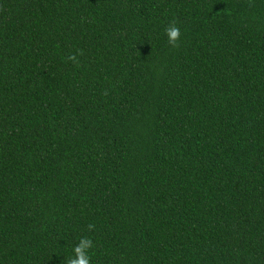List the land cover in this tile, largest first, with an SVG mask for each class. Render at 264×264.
<instances>
[{"label": "trees", "instance_id": "1", "mask_svg": "<svg viewBox=\"0 0 264 264\" xmlns=\"http://www.w3.org/2000/svg\"><path fill=\"white\" fill-rule=\"evenodd\" d=\"M81 237L264 264V0H0V264Z\"/></svg>", "mask_w": 264, "mask_h": 264}, {"label": "clouds", "instance_id": "2", "mask_svg": "<svg viewBox=\"0 0 264 264\" xmlns=\"http://www.w3.org/2000/svg\"><path fill=\"white\" fill-rule=\"evenodd\" d=\"M211 10L212 9H210V11ZM166 35L169 42H174L179 39L180 30L175 26L170 27L167 29ZM69 59L75 61L76 56L75 55L69 56ZM88 227L89 229H93L94 225L90 224L88 225ZM92 247H93L92 239L88 237H81L79 239L78 244L73 249L74 257L68 261V264H91V260L88 255V250L91 249Z\"/></svg>", "mask_w": 264, "mask_h": 264}]
</instances>
